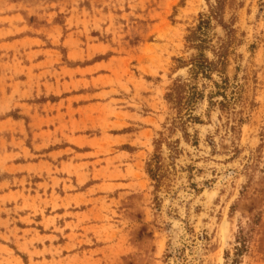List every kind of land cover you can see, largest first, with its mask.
<instances>
[{
  "label": "rangeland",
  "instance_id": "rangeland-1",
  "mask_svg": "<svg viewBox=\"0 0 264 264\" xmlns=\"http://www.w3.org/2000/svg\"><path fill=\"white\" fill-rule=\"evenodd\" d=\"M216 1L0 0V264H264V0L193 79Z\"/></svg>",
  "mask_w": 264,
  "mask_h": 264
},
{
  "label": "trees",
  "instance_id": "trees-1",
  "mask_svg": "<svg viewBox=\"0 0 264 264\" xmlns=\"http://www.w3.org/2000/svg\"><path fill=\"white\" fill-rule=\"evenodd\" d=\"M221 0L216 1V5L211 7L207 15H203L199 21L197 27L191 30L188 36L185 38L189 47L195 51V54L188 59V73L190 78H196L198 76L209 77L214 72L222 73L224 67V45H213L207 38V30L210 28L212 21L218 23L221 17ZM226 29V28H225ZM205 52H211L214 59H209ZM218 85V83H215ZM174 90L168 92L167 98L175 101L177 104H182L189 100L188 87L190 86L188 82H182L178 79L174 84ZM193 94V93H192ZM176 104V105H177ZM184 104V103H183ZM180 106V105H179ZM159 143V141H158ZM157 156H153V160L147 163V172L151 179H158L157 174ZM242 232H238L237 243L233 246V258L231 261H226L225 264H239V255L245 249V241ZM227 252H225V257L227 258Z\"/></svg>",
  "mask_w": 264,
  "mask_h": 264
}]
</instances>
